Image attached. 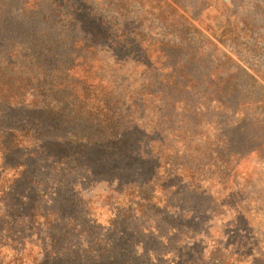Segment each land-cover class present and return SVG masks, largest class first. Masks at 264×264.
<instances>
[{"label": "rangeland", "instance_id": "374dc122", "mask_svg": "<svg viewBox=\"0 0 264 264\" xmlns=\"http://www.w3.org/2000/svg\"><path fill=\"white\" fill-rule=\"evenodd\" d=\"M89 1L95 8L101 5V8L96 10L107 17L105 22L116 25L118 30L113 31L122 34L126 43L134 37L138 45V48L128 54L125 51L124 55L129 58L120 56L108 46L100 49L98 58L101 65L98 75L118 98H122L123 111L132 116V119H127L124 124L128 126L126 122H132L133 126L129 125L137 129L132 139L141 144L140 147L135 146V151L118 156H124L122 161L125 162L127 158L138 157L139 154L141 162H137L135 167H128L127 163L121 162L117 163L118 165L112 163L116 164L112 166L106 162L97 165L92 159L94 152H88L89 167L85 164L78 165L73 157L65 153L66 146L61 143L65 140L63 132L58 131L46 116L38 112L28 110L26 115L25 106L22 131L29 148L25 152L27 151V154L37 150L35 156L43 158L34 165L35 178L39 185H42V188L39 187L40 194H44L45 187L60 174L65 178L72 194L76 192L79 198L80 204L76 212L83 210L82 214L85 213L87 219L95 220L99 226H94L100 234H109L112 230L111 221L117 215L126 220L122 222L123 229L128 225L132 226V230L139 226L145 228L146 233H150L156 230V225L160 233L166 232V237L171 243V253L163 258L160 255L159 259L154 257L155 264H208L207 261L211 259L226 262L233 255V247L227 243L242 234V241L246 240L249 245L243 250V254H247L246 258L239 264H250V259H263V263L264 165H258L257 171H251L252 174L248 162L236 170L237 180L248 179V182L245 180L239 183L241 191L238 190L247 198V202L236 196L231 201L232 204H241L240 215L243 217H240L243 220L231 211L222 214L220 208L216 210L215 217L210 215V211L218 205L214 203L215 195L214 199L211 198L213 202H210L211 199L207 196L193 198L188 194V185L193 182L190 171H193V168L207 171L206 166L210 164L211 158H214L210 157L208 150L215 149L217 134H213L212 130L219 129L217 124L221 122V114L217 110H210L207 114L203 112L200 116H195L192 110L185 107L188 106V95L180 93L179 90H167L163 96L167 99L151 97L145 90H150L155 81L157 83L152 88L158 90V83L165 84L166 78L163 75L166 72L157 80L156 73L147 70L141 61L145 60L146 51L154 59L160 44H169L176 46L188 72V49L197 47L203 53L217 57L216 65L206 56V64L199 62L200 68L196 71L200 76L212 72L213 78L219 80L215 90L224 85L219 78L237 76L236 89L239 92L248 91L256 97L264 96V0H122V4L120 0ZM102 3L105 7H102ZM4 32L6 37H11L21 36L26 30L11 26ZM195 87L197 90L207 88L211 91L208 85L197 84ZM38 118H41L42 122L39 123ZM251 119L252 117L250 122H245L248 124L247 133L257 134L263 139L262 117L255 116ZM210 123L213 125L209 128ZM39 128H43L42 135ZM190 128H193V131H189ZM52 134L54 138L62 139L50 147L46 141ZM218 140L221 142L223 138ZM167 146L173 149L170 156L165 150ZM139 148L140 153H137ZM60 155L63 157H58ZM169 159L171 163H168ZM211 173H206V176L212 178L218 174L217 171ZM13 175V172H8L3 180L11 182ZM201 175L206 179L204 174ZM128 179H140V190L128 186ZM194 179L202 180V176L196 175ZM49 192H54V189ZM24 196L19 195L21 201H16L20 204L25 202L27 205L28 194L26 199ZM3 200L4 203L0 205L3 222L0 227V264H37L49 250L56 251L52 239L60 237L56 233L57 229H72L64 225L63 220L46 213H43L44 217L39 220H31L32 212L41 214L36 207L41 201L39 198L30 213L17 209L19 214L16 215H13L14 207L7 205L5 199ZM16 201L15 207H21ZM84 204H87V208ZM193 212L188 219V213ZM122 228L124 237L120 238L121 243L118 241L117 248L113 247L106 252L107 255H113L121 262L128 263L134 257V250L127 244L126 232ZM195 233L208 234L211 238L206 239L203 244H198L199 239L191 242L189 239ZM248 233L252 236L251 240ZM65 238L66 245H63L62 240L59 244L61 247L58 248L79 246L87 249V242H90L88 237L75 235V231H65ZM252 242L257 243L258 247L250 253ZM141 244V248L152 250L147 240L141 241ZM204 248V255H201ZM20 250L21 254L18 255L16 252ZM153 250L159 254L157 246H154ZM74 253L80 256L77 250H74Z\"/></svg>", "mask_w": 264, "mask_h": 264}, {"label": "trees", "instance_id": "16d2710c", "mask_svg": "<svg viewBox=\"0 0 264 264\" xmlns=\"http://www.w3.org/2000/svg\"><path fill=\"white\" fill-rule=\"evenodd\" d=\"M120 3L122 4V0ZM108 6L110 7V4ZM102 7H105L104 3ZM96 8H101V5ZM96 8L89 0H0V205L5 199L7 205L14 207L13 215L19 214L17 209L30 213L39 198L41 201L36 207L41 214L32 212L31 220H39L44 217L42 214L46 213L63 220L64 225L72 228L57 229L56 233L61 239H52L56 251L49 250L37 264H155L154 257L159 259L158 256L162 255L163 258L171 253V243L166 237V232L160 233L156 225V230L150 233H146L145 228L139 226L132 230V226L128 225L123 229L122 222L126 220L122 219L121 215L111 221L112 230L108 235L100 234L96 229L99 224L95 220L87 219L85 213L82 214L83 210L76 212L80 204L79 198L76 192L72 194L65 178L60 174L45 187L44 194H40L42 185H39L35 178L34 165L43 158L35 156L37 150L27 154V151L25 152L29 149L22 131L26 106V115L28 110L38 112L46 116L58 131L63 132L65 140L61 143L66 146L65 153L73 157L78 165L85 164L89 167L88 155L91 152H94L92 159L97 165L106 162L112 166L121 162L127 163L128 167H135L137 162H141L139 154L138 157L127 158L125 162L122 161L124 156H118L135 151V146L140 147L141 144L132 139L133 134L137 133V129L132 127V122H126L129 127L124 124L127 119H132V116L123 111L122 98H118L98 75L101 65L98 58L100 49L108 46L120 56L129 58L124 55L125 51L128 54L138 48V45L134 37L126 43L122 34L113 31L118 30L116 25L105 22L106 16L99 14ZM11 26L24 28L26 32L21 36L6 37L4 31ZM145 54V60L141 62L147 70L156 73L155 79L157 77V80H160L166 72L163 75L166 78L165 84L158 83V90H154L152 86L157 83L155 81L150 90H145L151 97L167 99L163 97L167 90H179L180 93L188 95V106L185 107L192 110L195 116H200L203 112L207 114L210 110L220 112L221 122L217 124L219 129L212 130L213 134H217L215 149L208 150L210 157L214 158H211L210 164L206 166L207 171L196 168L190 171L193 182L188 185V194L193 198L207 196L209 200L214 199L215 195L214 203L218 205L210 211V215L215 217L216 210L220 208L222 214L231 211L243 220L240 215L241 204H232L231 201L236 196L247 202V198L238 190L239 183L245 180L248 182V179L237 180L235 173L245 162L250 166V174L257 171L258 165H264V138L261 139L257 134H248V124L245 123L255 116H261L264 122V96L256 97L248 91L239 92L236 89L237 76L219 78L224 85L215 90L219 80L213 78L212 72L200 76L196 71L200 68L199 62L206 64L207 57L217 65V57L211 54V58L210 54L203 53L197 47L188 49V72L176 46L160 44L154 59L147 51ZM224 56L228 57L225 54ZM197 84L208 85L211 91L207 88L197 90V87L194 88ZM38 121L40 123L42 119L38 118ZM212 125L213 123H210L209 128ZM39 131L42 135L43 128H39ZM189 131H193V128ZM220 137L223 138L221 142L218 140ZM61 139L54 138L52 134L46 142L52 147ZM165 150L168 156L172 154L171 146L165 147ZM137 153H140V148ZM168 163H171L170 159ZM211 171H217V176H206V173L212 174ZM8 172L14 173L11 182L3 180ZM201 174H204L206 179ZM196 175L202 176V180H195ZM126 183L133 189L140 190L142 181L128 179ZM52 189L54 192L50 193ZM26 194L29 202L27 205L25 202H17L21 201L19 195H25L26 199ZM14 201L21 207L16 208ZM84 207L87 208V204H84ZM191 214L194 212L188 213V219ZM244 220L247 222L245 216ZM1 222L0 213V227ZM121 228L126 232L127 244L134 250V257L128 263L121 262L106 252L113 247L117 248L118 241L121 243L120 238L124 237ZM65 231H75V235L88 237L90 242H87V249L79 246L58 248L61 247L59 244L62 240L63 245H66ZM199 235L200 233H195L189 240L194 242L199 239L198 244H203L206 239L211 238L208 234ZM240 236L237 235L234 241L227 243L233 247V255L226 262L211 259L207 261L208 264L242 262L247 255L243 254V250L249 244L246 240L242 241L243 234ZM92 237H96V240ZM251 237L248 233L249 240ZM145 240L152 250L141 248V241ZM252 243L250 253L258 247L257 243ZM154 246L158 247L159 254L153 250ZM74 250H77L80 256L74 253ZM205 250L206 248L201 255H204ZM16 253L20 255L21 250ZM254 259L257 260L255 257ZM261 260L263 259H250L249 262L264 264Z\"/></svg>", "mask_w": 264, "mask_h": 264}]
</instances>
